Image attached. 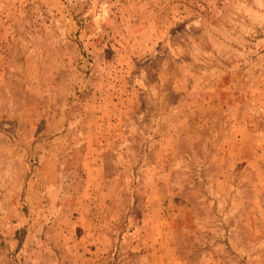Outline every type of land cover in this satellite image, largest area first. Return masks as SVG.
Masks as SVG:
<instances>
[{"label":"rangeland","instance_id":"obj_1","mask_svg":"<svg viewBox=\"0 0 264 264\" xmlns=\"http://www.w3.org/2000/svg\"><path fill=\"white\" fill-rule=\"evenodd\" d=\"M0 264H264V0H0Z\"/></svg>","mask_w":264,"mask_h":264}]
</instances>
